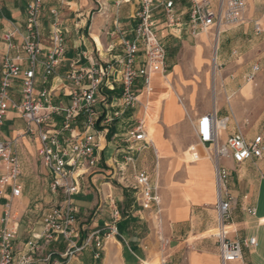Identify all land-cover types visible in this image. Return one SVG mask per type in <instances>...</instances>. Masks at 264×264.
Masks as SVG:
<instances>
[{
    "label": "crops",
    "instance_id": "0c3cea01",
    "mask_svg": "<svg viewBox=\"0 0 264 264\" xmlns=\"http://www.w3.org/2000/svg\"><path fill=\"white\" fill-rule=\"evenodd\" d=\"M28 1L0 0V78L6 60L22 68H28L29 60L22 50L25 9ZM244 1L245 23L226 28L218 36V47L210 61L206 58L205 49L208 44L206 35L199 34V42L191 51H185L179 61L180 64L176 65L170 74L168 73L169 84L162 83L161 76L156 74L151 81L153 93L140 90L138 95L140 105L132 110H125L109 126L105 149L98 152L100 159L98 166L87 171L81 180V192L72 197L76 208L72 227L73 241L80 245L94 231L100 230L101 235L106 232L105 226L110 222L108 195L114 198L121 212L117 224L118 235L109 238L102 250H97L92 241L88 247L72 257L69 264H140V261L154 250L151 223L156 228L155 217L150 223L147 219L150 215L138 209L132 201L131 193L117 186L115 167L113 166V169L111 167L112 161L122 165L126 155L132 156L136 168L145 170L160 189L159 229L168 251L163 253V259L165 260L164 255L169 253L168 264H220L216 242L208 238L215 232L213 229L216 227L214 159L205 146L190 136L191 131L195 133L196 121L200 116L212 111L220 116L223 107L222 99L218 98L214 102L215 97L212 104L208 98L200 105L194 104L198 87L203 83L202 79L206 86L209 85L212 58L221 69L225 64H228V68H233L238 63L240 47L228 45L227 42L248 34L254 36L253 38L264 36V0ZM43 2L40 15L43 53L38 57L35 69V93L49 91L52 104L66 106L69 104V88L64 79L66 71L71 66L90 65L96 59L97 52L101 58H105L106 49L109 47L114 49L113 54L119 53L122 41L133 37L132 18L137 9V0H43ZM188 7L189 0H175L176 11L185 14L182 17L183 22L186 20ZM154 20L166 52L171 45H178L182 39L186 38L188 41L190 38L184 26L167 28L160 8L154 10ZM54 29L59 30L65 39L63 62L52 75L44 76L42 64L45 61L49 34ZM5 33L12 34L8 42L4 40ZM241 40L239 39L237 44ZM251 59L247 56L245 66L238 68V79L233 80L234 75L230 71L225 79H221V84L240 86L244 77L247 79L250 74H254L255 79L256 72L253 69L258 65L250 68ZM188 65L194 70L189 81L186 80ZM167 66L171 68L173 63L167 61ZM207 67H210L209 73H206ZM230 77L232 79H229ZM11 95L14 101L19 100L18 83L15 84ZM176 98L183 102L182 107ZM144 105L147 108L145 114L140 113ZM146 108L143 107V111ZM112 111L115 112L116 109ZM185 117L189 120L192 118L189 121L190 126L184 122ZM135 119L144 122L149 143L147 145L137 143L133 146L135 152H128L130 144L125 141V136L134 125L132 120ZM55 126H60V119H56ZM221 126L222 124L217 127L220 137L224 136ZM24 130V121L13 111L7 114L0 126V140L9 143L21 165L20 197L11 198L10 188L0 194V228L5 204L10 201V218L17 227L15 245L19 250L23 249L26 243L35 242L34 236L41 233L37 228L41 227L42 216L38 221L31 222L25 213L33 208L34 212L38 209L41 211L39 203L41 200L51 203V198H57L50 207L61 204L63 200L62 196L53 194L49 188V172L38 159L39 143L23 136ZM228 132L230 131L227 126L226 133ZM242 133L248 141L256 136L262 137V157L248 160L241 165L234 164L230 158L220 160L229 172L227 189L232 197L229 224L236 230L234 232L229 230L228 238L241 240L255 237L257 247L252 250L243 249L242 259L231 264H264V131L262 135L255 134L253 137L252 132ZM108 150H112V153L106 157ZM200 152V159L192 161L191 156ZM103 202L105 204H102ZM98 203H101L102 208L97 215H92ZM248 209H254L255 214L251 215ZM209 229L211 232H207ZM41 243L39 255L42 257L35 259L33 264L56 263L68 248L67 242L61 237L49 243L39 241V244Z\"/></svg>",
    "mask_w": 264,
    "mask_h": 264
},
{
    "label": "built area",
    "instance_id": "2783aa9c",
    "mask_svg": "<svg viewBox=\"0 0 264 264\" xmlns=\"http://www.w3.org/2000/svg\"><path fill=\"white\" fill-rule=\"evenodd\" d=\"M43 5V0H29L26 4L22 50L28 57V68L8 60L3 63L0 78V126L10 111L22 118L25 123L23 136L39 143L38 159L49 172V188L53 194L62 196L63 200L61 204L44 212L41 233L34 236L35 242L26 243L21 250L15 245L17 227L11 222L10 201L5 204L0 228V264H33L41 252L39 241L49 243L58 237L67 242L68 248L60 255V260L53 264H69V260L92 241L97 250H102L109 238L118 235L117 224L121 212L114 198L108 195L110 222L105 226L106 232L101 235V231L96 230L80 245L74 242L72 227L76 208L72 197L81 192V180L87 171L98 166L101 139L108 133L109 126L125 110L140 105L139 91L148 93L156 74L161 77L168 74L166 49L157 33L154 10L161 9L167 28L184 26L192 39L210 32L219 36L226 28L240 26L245 23L246 12L244 0H189L186 20L183 22L185 14L176 11L175 0H137V9L132 18L133 37L122 41L120 52L113 54L114 49L109 47L105 58H101L97 52L96 59L90 65L71 66L66 71L64 79L69 88V104L64 106L52 104L49 91L35 93V69L38 57L43 53L40 25ZM11 38V33L4 34L5 41ZM64 52L65 39L59 30L54 29L49 34L42 64L44 76L52 75L60 67ZM253 71L257 72L258 67H254ZM247 79L253 80L254 74H250ZM16 83L19 96L17 102L11 95ZM113 109L116 111L113 112ZM56 119H60L59 127L55 126ZM217 120L215 111L200 116L196 121L195 136L197 142L205 146L214 159L216 227L208 238L216 242L220 264H231L242 259L243 249L256 248L257 241L255 237L241 240L228 238L229 230H236L229 224L232 203L227 189L229 172L220 160L230 158L234 164L241 165L248 160L261 158L262 137L256 136L248 141L241 129L235 127L225 133L222 143ZM125 141L130 144L128 152L133 151L137 143H149L141 119L134 120ZM112 164L118 177L116 181L120 183L126 168H134V159L126 155L122 165L117 161H112ZM20 175L21 165L17 154L7 141L0 140V194L10 188L11 198H19ZM132 181L135 205L160 221L161 201L156 181L145 170L134 172ZM101 208V203H98L92 215H97ZM248 212L255 214L254 209H248Z\"/></svg>",
    "mask_w": 264,
    "mask_h": 264
},
{
    "label": "rangeland",
    "instance_id": "374dc122",
    "mask_svg": "<svg viewBox=\"0 0 264 264\" xmlns=\"http://www.w3.org/2000/svg\"><path fill=\"white\" fill-rule=\"evenodd\" d=\"M208 35L210 36H205V37H209V42L211 43L213 34H208ZM253 37L254 36L248 34L245 35L243 38L241 37L232 38L227 42L228 45L231 46L238 45V47H240L237 55V59H238L237 65H234L233 68H228L227 67L228 64L223 65L222 66L223 69L217 67L220 72V75L218 76L219 78L218 77L216 78L215 84L213 82V76L211 75L210 72V67H207L206 73L210 72V76L208 78L209 85L206 86V84L204 83V79H202L203 83L199 85L197 95L194 98L195 99L194 104L196 103L197 105H200V103L203 102L205 98H208L210 100V104H212V99L214 96H215L214 102H216L218 98L222 99L223 107L220 116L217 115L218 119L224 118V120L221 121L217 120V127H219L222 124L221 129H222V134L224 135L220 137V141L222 143L225 140V136H226L225 129L227 128V126L229 131H231L232 129L234 130L235 127H239L246 134L252 132L251 137L255 136V134L262 135V132L264 131V36H261L259 38L258 37L253 38ZM239 39L242 40L237 44V41ZM249 41L251 42L253 41V43L251 44V42ZM197 42H199L198 36L196 39L189 38L188 41H186L185 38L182 39L180 44L174 46L171 45L168 48L166 52L167 61L169 63L170 62L173 63V66L171 68H168L169 74L173 71L176 65L180 64L179 61L182 59L184 52L187 50L191 51L194 48V46L197 44ZM205 51H206V58L208 61H210L212 57L211 56L212 50L208 44ZM247 56H250L252 58L251 59L252 64L250 68L253 67L255 64L258 65L259 71L255 73V79L251 82L244 77V81L240 86L237 85L223 86L221 84V79L222 80L225 79V77L228 75L230 71L234 75L233 80L239 78V74L237 70L240 66H245V60L247 59ZM186 71H187L186 80L189 81L192 75L194 74V70L192 69L191 65H188ZM229 79L232 78L230 77ZM162 83H166V81L164 80L162 81ZM247 85H249V87ZM152 92H153V88H152ZM143 107L146 108V105H144ZM146 111L147 108L145 109V111L141 109L140 113L143 112L145 114ZM191 119L192 118L190 117V120ZM190 120L187 117H185L184 122H187L190 126V122H189ZM106 136L107 134L105 135V140L101 139L100 146L102 148V151H104L105 142L108 139ZM190 137L192 139L193 138L196 139L194 131H191ZM131 152H135V151H131ZM111 153L112 150H108L106 157L109 156ZM111 167L113 169L112 163H111ZM153 169L154 166L151 168L150 171L152 172ZM138 170L140 169H137L136 165H134V168L128 166L125 170L123 180L120 183L116 181L118 187H120L123 191H128L131 193L133 203H134V191L132 188V182H133L132 175L134 174V172ZM117 178L118 177H116V179ZM159 191L160 189H158V193ZM51 199H52L51 203H53L57 198H51ZM39 203L41 204L40 206L42 209L41 211L38 209L39 211L37 210L36 212H34L35 208H33L30 212L27 211L25 213L31 222L38 221L39 218H41L44 211L51 206L50 205L51 203L49 202L47 203L43 200H41ZM160 209H161V202H160ZM147 219L151 223V221L153 220V216L150 215L149 217H147ZM37 231L38 232L42 231V228L38 227ZM151 232L153 235L151 240L154 244V250L148 255L147 258L143 260V263L146 261H151L153 262L152 264H154L158 262V257H160L163 253H166L168 251L166 250L165 239L161 234L160 229L157 228L155 230L152 223H151ZM207 232H211V229H209ZM41 245L42 243L40 244V246ZM164 256H165V260L163 264H168L167 258L169 256V253ZM38 257H42V255L36 256L35 259H38Z\"/></svg>",
    "mask_w": 264,
    "mask_h": 264
},
{
    "label": "bare ground",
    "instance_id": "6f19581e",
    "mask_svg": "<svg viewBox=\"0 0 264 264\" xmlns=\"http://www.w3.org/2000/svg\"><path fill=\"white\" fill-rule=\"evenodd\" d=\"M202 34H204V35H206V36H210V35H208V34H213V36H212V42L210 43L209 42V37H206L207 38V43H208V45H209V47L211 48V50H212V53H211V56L212 57H214V54H215V51H216V49H217V47H218V36H217V34H214V33H212V32H210V33H202ZM201 34V35H202ZM211 44V45H210ZM168 75V74H167ZM164 76V77H160V79L162 80V81H166V84H169V76ZM220 75V72L218 71V69H217V66H216V64H215V59L214 58H212V76H213V82H214V84H215V81H216V78L218 77ZM219 78V77H218ZM215 87V86H214ZM149 94H152L153 92H152V86H151V90L148 92ZM215 97V96H214ZM177 99V98H176ZM177 101H178V103H179V105H180V107H182V105H183V102L181 101V100H179V99H177ZM142 109H143V107H142ZM143 122V121H142ZM143 125H144V122H143ZM148 140V139H147ZM200 157H201V152L199 153V154H196V155H192L191 156V160L193 161V160H197V159H200ZM155 221H156V228H155V230L157 229V228H159V221L155 218ZM164 263V259H163V254L160 256V257H158V262L157 263H155V264H163ZM143 264H148V263H146V262H144Z\"/></svg>",
    "mask_w": 264,
    "mask_h": 264
}]
</instances>
